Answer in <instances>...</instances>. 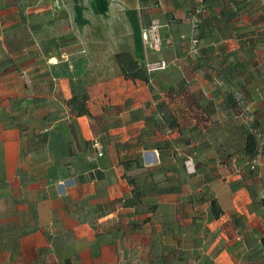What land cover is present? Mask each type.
I'll use <instances>...</instances> for the list:
<instances>
[{
    "label": "crops",
    "instance_id": "obj_1",
    "mask_svg": "<svg viewBox=\"0 0 264 264\" xmlns=\"http://www.w3.org/2000/svg\"><path fill=\"white\" fill-rule=\"evenodd\" d=\"M242 1L239 13L205 0L187 56L145 47L139 0H0V264H264V0ZM197 5L168 0L180 19L161 29L186 34ZM118 52L169 67L148 83L125 79ZM207 121L214 132L185 130ZM154 124L169 127L162 136ZM246 132L259 161L240 170ZM158 135L178 164L161 157ZM173 170L205 177L211 195L191 204ZM128 177L140 191L132 205Z\"/></svg>",
    "mask_w": 264,
    "mask_h": 264
},
{
    "label": "rangeland",
    "instance_id": "obj_2",
    "mask_svg": "<svg viewBox=\"0 0 264 264\" xmlns=\"http://www.w3.org/2000/svg\"><path fill=\"white\" fill-rule=\"evenodd\" d=\"M167 1L168 0H139L140 5L142 6L141 7V11L142 12L141 13H142V17H143L144 21L149 20L148 22H150L151 20H156L158 23L161 24L162 20H166V21H169V20L172 21L173 20V21H175V20H178V18L180 19V17H178L177 14H176V11H175L176 8H173V9L170 8L169 9V8L165 7V2H167ZM169 1L172 2V0H169ZM180 1H185V0H180ZM204 1L205 0H201V2H199L198 0H195V2L198 3L197 7L200 4L203 5ZM229 1H231L232 4H235V8H236L235 10L236 11H239V10L242 9V7H244V5H243L244 2L242 0H229ZM250 2H252L251 5L254 6V7H258L261 4V0H251ZM262 6L264 8V3H262ZM193 8H194V6H190L188 8V11H190V14L188 15L189 31L186 34H189V32L191 30V18H192L191 14H193V11H194V10L192 11ZM236 11H233V12L235 13ZM234 13H232V16H233L234 21H235L236 15L239 16L240 11L236 15H234ZM196 17L198 19V13H197ZM237 18H240V17H237ZM161 34H162L163 37H165V38L166 37H170V39H171V43L164 44L163 47H162V49L166 50V53H168L169 55L172 53L171 52L172 48H174L175 46H177L178 48H181L180 50L182 52H185V54L187 56L198 54V52L197 53H190L189 52L187 41H186L187 37L182 38V37L178 36V39L180 41L178 39L175 40L173 38V36L170 35V31L165 30V29L164 30L161 29ZM186 34L184 33V34H181V35H186ZM168 67H169V65L166 67V69ZM190 69H192L191 66H190ZM155 72H157V71H155ZM152 73H154V72H151V74ZM184 82H185V84L188 87L189 86L193 87V84L198 85V83L192 82L190 79H187ZM157 87H158L157 85H155L153 87H150V89L152 90L151 93L153 94V96H157L158 92H160V91H158ZM233 111H234L233 112L234 120L237 121L238 119H240L241 110L234 109ZM202 114L203 113L201 112V116L203 118H205L204 114L203 115ZM154 125H155V128H157L158 131H159L158 134H160V135L162 134V136L164 135V133L166 131V128L169 127V125H166V124H164V126L160 125V124H154ZM215 127L216 126H214V124H210L207 121V122H203L200 125L199 128H196V126H194V127L193 126H186L185 130H187L188 132H198V133H203L204 135H206L210 131V129H211V132H214L215 131ZM241 127L242 126H240L239 122H237L236 124H232L231 129L236 135V134H238L237 131H239V129ZM195 128H196V130H195ZM193 130H195V131H193ZM184 133H185V131H184ZM186 136H188V135L185 134L183 136V138H185ZM159 138H160V136L158 135L156 137V139H154V144L157 145L161 157L166 156V154L168 152L169 153L168 156H170L169 161H173L174 163L178 164V160H180L182 158L180 155H178L176 153V152H178V147L176 145H175L176 148H174V146L170 147L169 144H165V140H163V139L161 140ZM226 160L228 161L229 159L226 158V157H223V156L222 157L221 156L220 157H215V158H212V157L211 158H205V161H204L203 165L204 166H212V165L216 166V164L225 163ZM240 160H241V158L235 157V161H234L235 166H233V168H239L241 170V169H244L246 167L243 164V161H240ZM183 162H184L185 169L187 171H190V172L194 171V167H193V163H192L193 161L190 160V158H187V160H184ZM212 167H211V169H212ZM244 173L246 174V172H244ZM215 174H216V176L219 179L224 180V178H222V176H221V175H223L222 172L220 173V172L216 171ZM172 176L177 180L178 186L179 187L182 186V187H180V189L182 188L181 191H184L186 193L185 196H186L187 200L189 199L188 202H190L191 204L193 203L195 198L198 199L200 197V199L202 200V199H204L206 197H209L211 195L210 191L208 189L209 188V185L207 183L208 180L205 179V177L202 179V181L195 182L191 178H186V177L183 178V177H181L182 175L180 174V172L177 174V172L175 170L172 171ZM158 177H161V176L158 174ZM192 208L193 207L190 205V211H192V212L193 211L194 212L198 211V209L193 210ZM187 211H189V210H186V212Z\"/></svg>",
    "mask_w": 264,
    "mask_h": 264
},
{
    "label": "trees",
    "instance_id": "obj_3",
    "mask_svg": "<svg viewBox=\"0 0 264 264\" xmlns=\"http://www.w3.org/2000/svg\"><path fill=\"white\" fill-rule=\"evenodd\" d=\"M115 58L120 68V72L125 79H131V80L140 79L146 83L149 82L150 76L149 73L146 71L144 63H139L136 60H134L133 57L128 52H118L115 54ZM244 139H245L244 151L248 155V158L247 159L245 158L243 160V164L249 168L247 161L256 156L258 142L254 132H246ZM128 182L132 185L133 195L125 202L127 204L132 205L133 203L136 202L135 198L137 199L139 197L140 191L134 179L128 177ZM209 207L213 217H218L220 215L222 210L220 209L215 197L209 199ZM260 245L264 253V235L260 238Z\"/></svg>",
    "mask_w": 264,
    "mask_h": 264
},
{
    "label": "built area",
    "instance_id": "obj_4",
    "mask_svg": "<svg viewBox=\"0 0 264 264\" xmlns=\"http://www.w3.org/2000/svg\"><path fill=\"white\" fill-rule=\"evenodd\" d=\"M201 2V0H198ZM202 10V4H200L197 8L194 9L192 18H191V30L189 34L181 35L182 38H186L188 50L190 53H197L198 51V37L196 33V28L198 26V19L196 17L197 13H200ZM141 39L147 49L153 51H160L164 44L171 43L170 37H163L161 34V24L156 20H151L149 23L144 25L141 29ZM169 65V62L164 58H159L153 61H147L144 63L146 71L148 73L161 71L166 69ZM258 156L253 157L252 159L247 161V164L250 169H255L258 164Z\"/></svg>",
    "mask_w": 264,
    "mask_h": 264
}]
</instances>
